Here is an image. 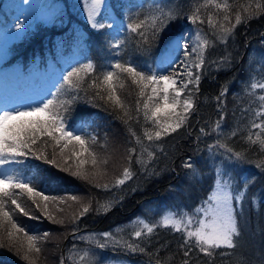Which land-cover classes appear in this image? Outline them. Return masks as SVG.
Returning a JSON list of instances; mask_svg holds the SVG:
<instances>
[{"label":"trees","instance_id":"1","mask_svg":"<svg viewBox=\"0 0 264 264\" xmlns=\"http://www.w3.org/2000/svg\"><path fill=\"white\" fill-rule=\"evenodd\" d=\"M78 1L62 0L63 6L53 21L46 26H38L28 40L20 44L22 48L9 58L5 65L8 70L22 65V70L28 72L36 59L34 67L38 70H53L59 58L52 52L61 44L78 56L72 68L89 61L93 63L95 73L92 76L108 70L117 71L111 68L117 60L133 63L149 72L148 65L155 62L164 46L180 30L189 26L198 28L214 41V45L206 51L195 111L176 133L164 136L160 141L149 142L144 139L143 130L151 128L152 124L145 122L142 108L139 113L136 111L138 88L131 80L125 77L122 80L124 87H117V94L133 117L128 119L124 109L114 107L106 96L104 100L96 98L95 90L88 88L91 79L85 77V90L72 93L78 95V99L70 105L66 122L68 128L75 129L88 140L85 147L96 153L98 163L93 165L92 157L88 152H81L79 145L69 144L61 153L63 142L57 146L41 137L35 146L36 151L52 162L29 155L21 158L22 163L11 164L10 171L30 181L43 194L56 199L46 202L47 211L53 217L49 219L43 211L45 202L37 197L41 204L37 209L29 194L16 190L17 202L30 215L24 216L16 210L14 219L29 235L38 237L37 245L41 251L31 253V261L25 259L26 236L5 224L0 230V264H76L70 258L76 250L87 251L91 264H108L110 260L131 264H157L158 261L160 264H182L185 259L184 249L180 247L183 233L174 231L171 226H159L152 234L136 238L127 225L144 216L147 205L173 206V201L177 206L183 207L184 204L187 209L193 210L209 198L219 178L229 179L234 195L244 190L242 204L235 203L240 229L239 237H234L237 247L216 249L213 257L205 256L194 248L187 259L190 264H264V151L260 145H250L245 139L250 123L255 119L254 112L261 104L258 97L264 95V90L250 88L251 83L264 81V13L237 25L227 42L221 43L212 35L207 23L193 24L187 18L203 0H107L98 21L111 27L101 29L92 28L85 16V5ZM229 2L235 4L234 10H242L251 0ZM161 7L173 9L177 16L155 41L145 44L135 34L129 33L127 25L130 19L137 14L154 13ZM208 11L214 10H205V15ZM117 44L120 47H116ZM44 54L47 56L45 61ZM225 58L226 62L221 63ZM62 77L57 87L62 83ZM225 87L227 93L222 97L221 104L216 97ZM125 120L128 122L125 123ZM218 120L220 129L214 130ZM256 122L259 123V119ZM130 128L143 139L144 146L155 152L147 170L136 163L135 154L131 164L128 163L127 149L135 147L137 153L141 151L130 134ZM202 128L203 133L200 131ZM233 131L237 133L235 136L231 135ZM251 131L255 133L259 129ZM91 137L96 138L95 144L91 142ZM219 144H225L233 151L227 152ZM236 152L241 153L243 158L237 159ZM144 158L147 159V153H144ZM81 160L85 163L81 164ZM104 160H107L106 164L102 163ZM186 162H190L193 168H186ZM78 166L87 179L73 174ZM129 166L134 173L132 178L123 185L112 187L123 169ZM105 183L110 185L108 190L95 186ZM73 196L78 199L72 200ZM109 202L110 209L100 207ZM84 206H90V211L80 216ZM9 209H15V205L9 202L6 210ZM74 217H78L75 222ZM9 230L16 237V246L7 236ZM105 232L112 233L118 240L122 238L137 243L145 251L131 252L111 240L105 248H99L98 243L105 242L102 235ZM45 233L49 234L46 238ZM21 244L23 247H19ZM67 247L70 255L66 259Z\"/></svg>","mask_w":264,"mask_h":264},{"label":"snow or ice","instance_id":"2","mask_svg":"<svg viewBox=\"0 0 264 264\" xmlns=\"http://www.w3.org/2000/svg\"><path fill=\"white\" fill-rule=\"evenodd\" d=\"M103 2L104 0H91L90 7H86L88 21L94 29L111 27V25H105L96 19L100 14ZM209 8L214 11H208L205 15V10ZM234 8L235 4L230 3L229 0H203V3L191 10L187 18L193 24L207 23L215 39L221 43H226L228 38L233 35L237 25L253 18L256 14L264 13V0H251V3L243 6L242 10H234ZM176 16L177 14L173 9L165 10L161 7L154 13L143 16L137 14L135 18L130 19L127 29L129 33L139 37L142 43L148 44L155 41L168 26V23ZM233 17L234 23L232 22ZM20 27L22 25L17 24V28ZM195 38L196 43L191 47L187 42L182 46L177 42V48H183L182 70L173 71L167 75L156 74L155 72H145L133 63H122L117 60L111 65V68L117 71L108 70L98 76H92L91 74L95 73V66L89 61L68 71L62 77V83L59 87H56L54 92L49 93L50 99L40 100L35 107L0 111V169H4L6 165L20 164L23 162L21 158H27L29 155L35 159L52 162L49 161L46 155H41L36 151L35 146L41 137L47 138L57 146H61L63 142L60 147L61 153L69 144L79 145L81 152H88L92 157V164L97 165L96 153L85 147L88 140L77 134V132L69 130L66 122V113L70 110V105L78 99V95L72 93L78 94L80 91L85 90L83 87L85 77L91 79L88 88L95 90L96 98L104 100L106 96L114 107L124 109V115L128 119L133 117L129 115V110L125 108L124 101L117 94V87H124L122 80L125 77L131 80L132 84L138 88L136 111L139 113L142 108L145 122H151L152 124L151 128H144L143 130V137L147 141H160L162 137L176 133L187 124L191 114L195 111L196 93L199 91L201 74L206 64V51L214 45V41L210 40L206 33L202 35L201 31L196 33ZM116 47H120V44H117ZM223 62H226V58L221 61V63ZM171 64L172 61H169V67H171ZM190 85L191 87H189ZM250 88L252 90H264V81L253 82ZM226 93L227 88L225 87L216 97L221 104L222 97ZM258 99L261 104L259 110L254 112L255 119L251 121L245 139L250 145H260L261 150L264 151V95L259 96ZM222 119L223 117H221ZM256 119H259L260 122L257 123ZM124 122L127 123L128 121L125 120ZM219 129L220 121L218 120L214 130ZM251 129H259V131L253 133ZM129 131L131 136L135 138L136 144L140 146L141 151L137 153L135 147L127 149L128 163L131 164L133 154H135L136 163L147 170L148 164L155 157V152L144 146L143 139L135 131L131 128ZM200 131L203 133L204 129L202 128ZM236 134L235 131L231 133L232 136ZM91 142L95 144L96 138L91 137ZM218 146L225 148L227 152L233 151L225 144H219ZM156 147H159V145H156ZM144 153H147V159L144 158ZM234 155L237 159L243 158L239 152L234 153ZM80 163L83 164L85 161L81 160ZM102 163L106 164L107 160L102 161ZM184 166L189 169L193 168L190 162H186ZM73 174L80 175L85 179L88 178L85 173L79 170V166ZM133 175L131 167H125L122 175L116 178L115 183L111 186L123 185ZM95 186L103 187L105 190L110 187L108 183L96 184ZM16 190H19L20 193L29 194L37 209L41 207L36 199L37 197L40 201L45 202L43 211L49 219H53V217L47 211L48 205L46 202L56 198L43 194L30 181L24 180L14 171H0V230H3L4 225L8 224L16 233H23L27 238L25 259L31 261L30 254L33 252L39 253L41 249L37 245L38 237L29 235L14 219L16 210L24 216L30 215L29 211L17 202L18 194ZM243 195L242 192L234 195L227 181L218 180L214 194L209 196L204 205L196 209L197 218L195 220L192 216H182L177 219L173 214L172 216H165L159 225H150L140 221L142 228L136 230L133 235L136 238H141L143 235L152 234L156 227L171 226L174 231L183 233L184 239L180 247L184 249L183 256L185 259L182 264H190L187 258L194 248L205 256L213 257L216 249H234L237 247L234 237H239L240 229L234 201L236 204H242ZM71 199L75 201L78 198L73 196ZM9 202L11 205H15V209L6 210V205ZM100 207L108 210L111 207V202ZM89 211L90 206H84L79 215L83 216ZM76 219L78 217H74L73 222ZM55 222L63 223V221ZM48 235L45 233V238ZM102 235L105 242L98 243L99 248H105L108 241L111 240L117 246L125 247L131 252L145 251L139 244L125 241L122 238L118 240L110 232H105ZM7 236L10 242H13V246H16V237H14L13 231L9 230ZM19 247H23V245L21 244ZM228 254L221 253V255ZM79 260L82 264H91L87 252L80 256ZM157 264H160V262L158 261Z\"/></svg>","mask_w":264,"mask_h":264},{"label":"rangeland","instance_id":"3","mask_svg":"<svg viewBox=\"0 0 264 264\" xmlns=\"http://www.w3.org/2000/svg\"><path fill=\"white\" fill-rule=\"evenodd\" d=\"M78 2L83 3L85 8L91 5V0H79ZM107 3V0H104L100 11ZM62 6V0H0V63H5L6 60L13 56L18 48H22L20 44L28 40L38 26L50 24L53 18L59 13ZM85 16L88 19L86 10ZM96 19L98 20V16ZM14 23L16 25L12 27ZM17 24H21L22 27L17 28ZM198 31L201 30L198 28L193 29L189 26H187L186 29L183 28L180 30L178 34L167 43L165 49L159 54L155 63H152L151 66L148 65V70L150 69L149 72H153L154 68L156 74L167 75L170 72L182 70L183 66L181 65V61L184 59L183 48H177V42H179L181 46L187 42L191 47L196 43L195 37ZM201 32L203 35V31ZM58 51L61 52L63 57L62 68L56 67L53 70H38L37 67H34L38 59L33 62L34 64L32 66L30 65L28 69L29 74H26L27 71L19 67H14L13 70H6L2 66L0 67V111H13L18 108L26 109L35 107L40 100L50 97L49 93L55 91L59 78L68 71L69 67L74 64L75 59L78 57L72 54V51H67L61 44L58 45ZM169 61H172L171 67H169ZM59 69L62 70L60 71ZM88 132H91L90 129H88ZM10 168L11 165H6L4 169H0V171H10ZM218 180L227 181L231 186L229 179L223 180L219 178ZM218 180L215 181L211 189V195L209 196L214 194ZM241 192L244 194V190L238 193ZM204 203L205 202L197 204L193 210L187 209L184 204H182L183 207L177 206L173 201L171 202L173 206L161 207L158 205H147L144 216L136 218L132 223H129L127 227L135 232L142 228L140 221L155 225L156 223H160L165 216H172L173 214H175V218L177 219L182 216H192L195 220V218H197L196 209L204 205ZM85 252L87 251L76 250L75 255L74 252L70 255V250L67 247L65 249L66 259L70 255L73 262L76 264L81 263L79 257ZM108 264L131 263L123 260H110Z\"/></svg>","mask_w":264,"mask_h":264},{"label":"water","instance_id":"4","mask_svg":"<svg viewBox=\"0 0 264 264\" xmlns=\"http://www.w3.org/2000/svg\"><path fill=\"white\" fill-rule=\"evenodd\" d=\"M66 243V242H65Z\"/></svg>","mask_w":264,"mask_h":264}]
</instances>
